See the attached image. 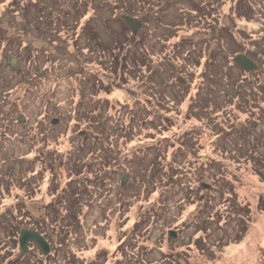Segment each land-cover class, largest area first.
Masks as SVG:
<instances>
[{"label":"rangeland","instance_id":"1","mask_svg":"<svg viewBox=\"0 0 264 264\" xmlns=\"http://www.w3.org/2000/svg\"><path fill=\"white\" fill-rule=\"evenodd\" d=\"M92 1H95L96 4L97 0H0V156L2 154L9 156L8 163L11 166H16L17 169L23 160H28L30 163L32 159L36 158L33 162V169L39 171L42 169V165L38 161H42L43 157L45 158V156L52 153L53 156H57L60 163L63 162L64 158L69 160L68 158H73L80 149L78 146L82 147V142H79V144L76 142L77 140H83V137L79 136V132L85 131V135L94 138L99 129H103L106 136L109 134L108 139L121 140L114 144L118 151L117 154L113 153L119 156L122 162L129 154L139 148L143 149V147L156 141L159 144L160 140L165 141L163 145L169 142L166 143L167 158L163 162L165 163V170L168 167L171 173H166L161 169L158 176H163L160 179L163 183L158 184L156 191L152 192L149 189L150 192L147 194L148 189L144 187L143 178L148 179L141 170L142 164L137 159L132 164V168L133 166L136 168L134 172L129 167L131 164L126 163L127 168H123L122 173L130 172L128 182L131 181L129 185H133L132 189L136 187L134 181H137L138 178H141L139 180L143 184L140 183L141 187H136L135 190H127L125 187L128 184L125 186L121 184L126 192L120 194V174H116L113 182H111L113 189L108 191L103 200L98 198L96 205L95 203L94 206L92 205L93 207L83 218L85 223L81 226L83 228L80 229L82 232L80 242L73 243V241H70L69 251L71 250L72 253L77 254L79 262L82 261L83 264L90 263L94 259L99 261L98 264H156V261H164L166 256H170L169 260L178 258L180 264H264V173H260L261 167H258L259 164L256 160L251 159L249 155L246 154L247 160H240L235 157L234 153H224L222 145L224 146L226 140H223V135L219 131L217 133L215 129H212L215 121L219 122L218 125L222 124L236 130L231 131L230 134L237 131L240 133V130H244L248 135L249 128L247 127H251L252 130L249 129V132L252 133L250 142H245L246 139L243 137L237 138L236 143H239V148L236 147V151L242 149L241 147L253 146V155L264 159V147H259L256 142V139L264 134V111L259 113L257 117L253 113L259 102H254V100L263 98L261 100L263 102L259 103V107H264V96H262L261 90L263 87L261 84H264V57L259 59L261 66L251 57L258 65L256 71V73L258 71L260 73L258 79L245 73V71L232 67V74L228 77L229 80L227 82L223 80L222 82L228 84L233 92L236 91L237 83H242L247 87L242 90L247 96L251 97L248 96L250 104H255L250 112H248L246 97L240 96L237 99V101L242 100L243 103L240 104L236 101L237 106L236 104L229 106L231 100L226 102L223 93H219L215 96L219 99L220 105L223 106V113L209 115V118L207 116L200 117V119L188 118L185 120V125L181 121L184 119L183 112L187 110L188 105L186 102H183V104L176 102L175 110H178V113L172 112L176 126L173 134H168L170 140H167L152 133L151 130L148 131V128L145 130L140 129L136 107L131 104L127 105L135 98L132 94H135L136 79H128L127 83H122L112 76L109 77L113 87L111 85L108 87L112 91L109 96L112 99L110 106L106 105L108 109L93 112L94 109L90 108L92 100L87 98H83L86 106L84 109L79 107L74 109L76 104L82 100V97L77 92V88L80 87H77L75 81H72L71 84L64 79L67 69L74 73L84 72L83 67L92 68L94 64L84 65L83 60L80 59L81 56L77 58V55L74 54L75 51L70 46V39H68V35L71 33L69 30L73 28L63 26V19L67 20V25L73 26V20L79 14V10L81 9L83 12L85 7L92 5ZM101 2L103 5L101 8L95 6L97 9L96 18L102 14L109 18L110 16L113 18L114 15L121 16L123 14L122 12L113 14L112 10L114 9L109 10V6L114 7V0H100L99 3L101 4ZM231 2L232 0H229L225 3L224 21L219 24L216 31L219 35L218 41L211 40L209 47L219 49L220 46L224 58L231 59L233 62L235 56L245 53H243L238 43L226 38V35L223 34L222 25L228 29L234 28V31H240L244 36V41H239L244 42L246 48L255 50L254 41H259L264 37V11L256 14L252 20L234 21L232 16L227 19ZM261 5L263 6V3ZM257 9H259L258 6ZM106 10L109 11L106 12ZM111 24L114 25L115 22L112 21ZM120 25L121 23L117 21L113 28L120 29ZM41 26L43 29L54 33V38L58 37L57 40L54 41V38L48 39L47 34L43 36L39 29ZM102 31H104L103 28L97 30V36L102 38L103 42H106L105 36L107 34L105 35ZM190 34L186 32L184 27L173 28L171 33L175 43L181 42ZM203 36L196 35L194 39L199 40ZM8 41L14 42L16 45L13 46ZM58 41L64 42V45ZM53 42L56 43L52 44ZM202 45L203 42L201 41L200 46ZM25 46L31 56H27L26 52L23 53L22 49ZM62 48H64L63 52H61ZM176 48H178V44ZM183 49L187 52L189 47L185 46ZM48 54V62L43 61V56ZM198 54L199 51H196L190 55L198 57ZM159 56L162 57L161 54ZM14 57L17 60L16 68L11 66ZM61 59H64L65 62H60L58 74L57 72H51L52 76L48 74L43 77V70L53 68ZM51 60L54 62L58 60V62L50 63ZM220 65V71H229L222 67V63ZM95 68L98 71V65H95ZM175 68L177 69L175 79H186L187 76L190 77L187 75L188 72H195L193 68H191L193 72L188 68L179 66ZM163 76L165 79L164 84H167L169 79L165 78L167 75L164 74ZM154 79L157 81L159 78ZM217 82L219 83L218 86L221 87V82ZM138 83L139 87L143 88L140 81ZM187 83L180 84L185 86ZM177 89L181 93L183 92V88L177 87ZM50 99V105L47 106L48 102L46 101ZM118 101L126 105L123 104L122 106L117 103ZM113 103L118 104L119 107L122 106V109L124 107L125 112L120 113L114 109L112 110L111 104L113 105ZM53 105L57 106L55 111L52 109ZM224 106L226 107L224 108ZM132 107L133 109H131ZM130 111L134 113L131 115ZM210 112L207 114H210ZM20 116L25 120L18 124L17 121ZM54 118L59 119L57 125L52 124ZM142 122L144 124L145 120H142ZM97 125H101L100 128ZM122 126H124V129ZM194 126L198 128L197 135L192 140L187 138L184 141L185 137H182V132ZM125 130L130 133L125 135V138H121L119 134H124ZM112 134H118L119 138L111 137ZM182 141L191 145L186 147L187 149H179L185 152L183 153L185 155H181L180 151L179 154H175L173 151H176L182 145ZM170 144L171 147L168 149ZM89 145L88 142L87 146ZM155 150L157 151V149ZM2 159L3 157H0V166L4 165L1 163ZM149 159L150 156L146 157L145 161L150 163ZM215 160L218 164L224 166H220V174H217L216 170L212 168L213 165H210V162ZM42 163L46 166L49 165L47 159H43ZM49 167L55 170L62 179V184H64L69 177L67 170H64L55 162H53V166ZM86 176L87 174H83L80 178L84 179ZM100 177L103 178L104 174ZM226 177L229 178L232 189L223 185L228 182L227 179H224ZM50 178L51 175L47 173L41 185V193L35 196L34 201H37L36 204H40L42 201L46 204L53 199L50 194L46 193L50 183L48 179ZM177 178L179 179L174 183ZM164 183L166 186L173 183L171 189L167 190L168 194L163 193L166 192L163 191L164 188L162 187ZM203 185L209 188L205 189ZM15 189L20 192L22 188L18 185ZM14 194L0 200V213L4 211L16 212L15 203L17 199L14 198ZM163 203H165L163 217L159 216L157 218V216L156 219H153L150 216V219L142 220L138 226L136 225V229L132 232L135 222L146 210H155L157 215V212L162 211L160 205ZM26 204L24 210L30 214L29 216H32V221L41 222L44 210L38 209L34 203H28L27 201ZM234 204L238 205L239 208L246 206L249 211L248 215L244 214V211L241 214L238 213V215H244L243 217L246 220L244 229L237 224L241 220L240 218L230 221L228 226L224 224L223 218L226 217L228 212L235 211L237 216V211L241 210H233ZM151 206H153L152 210L150 209ZM24 217L25 223L23 221L21 225L30 226L31 223H26L28 220L26 214ZM228 217H231V215ZM45 225L48 236L56 241L58 231H53V226L47 220ZM222 225H224L223 230H221ZM170 230L177 232L176 239L169 236L168 232ZM129 233L137 236L136 244L134 241L133 244H130L129 240L126 241V246L132 248L131 252L133 253H129V251L126 253L124 249L119 251V242ZM2 245L1 243L0 246ZM9 245L10 243H7L4 246L7 252L17 254L19 248L17 247V249L11 251L13 248H9ZM36 260H39L38 255ZM165 262L170 264L169 261Z\"/></svg>","mask_w":264,"mask_h":264},{"label":"trees","instance_id":"2","mask_svg":"<svg viewBox=\"0 0 264 264\" xmlns=\"http://www.w3.org/2000/svg\"><path fill=\"white\" fill-rule=\"evenodd\" d=\"M114 1V7L112 8L109 6V10L114 9L112 10L113 14H117L116 12H122L123 14H121V16L114 15L113 18H111V16L109 18L102 14L100 17L96 18L97 9L95 8V6H100V8L103 6L102 2L100 4V0H97L96 4L95 1H92V5H88L87 7H85L83 12L81 11V9L79 10V14L73 20V26L67 25V20L63 19V26H69V28H73L69 30V32L71 31V33L68 35L69 38H67L70 39L69 44L75 51L74 54L77 55V58L81 56L80 59L83 60L84 65L94 64L92 65V68L83 67L82 70L84 69V72L74 73L71 72L70 69H67L66 77L64 79H66L71 84L72 81H75L77 87H80H76L77 92L82 97V100L76 104L74 109H76V107H79L80 109H84L86 107L83 98L92 100L90 108L94 109L93 112L108 109L106 105L110 106V101H112V99L109 97L112 91L108 88L110 85L111 87H113V85L109 81V77L112 76L115 80H119L122 83H127L128 79H136L137 85L134 92L135 94H132L135 98H133L134 100L128 102L127 105L131 104L132 106L136 107L138 111L137 116H139L137 118V121L140 124V129L145 130L148 128V131L151 130L152 133L160 135L167 140H170V136H168V134H173V130L176 126L174 124V117L172 116V112L178 113V110H175L176 102H180V104L186 102V104L188 105L187 110L183 112L184 119L183 121H181L184 122L185 125V120H187L188 118L200 119V117L203 118V116H207L209 118V115L223 113V106L220 105L219 99L215 96L219 93H223L224 97L226 98V102L228 100H231L229 102V106L235 105V102L240 98V96L246 97L248 103L246 101L245 102L248 107V112H250L255 104H250V100L248 99L249 95L247 96L242 90L246 86L242 83H237L235 87L236 91L233 92L231 91V88L228 84L222 83L223 80H226V82L227 80H229L228 77H230L232 74V67H236L240 71H243V69L237 64L233 63L231 59H228L226 57L224 58V55H222L223 60L220 63H216L215 61L211 62L209 60L203 62V60L201 59H192L190 55L191 53H187L184 51L183 48L185 47V44L183 43V41L178 43H175V41H173L174 37L171 35L172 29L176 28L177 25H174V22L170 18V11L168 10V7L165 6L162 9L157 10L156 7L158 4V0ZM226 2H229V0H221L220 4L213 7V3L209 4V6H207L208 10L205 13L201 12L204 11L203 5L201 6L200 4H198L194 8L200 10L201 15L207 14L210 18H212L213 20L216 19L215 21L221 24L224 21L223 15ZM262 3L263 6L261 5ZM257 6L259 7V9H257ZM109 10H106V12H108ZM220 10L221 14H219ZM262 11H264V0H232L229 7V14L227 16V19H229V16H232L234 21H239L241 19L249 21L252 20L256 14H259V12ZM136 13L137 15H135ZM122 15H130L136 17L140 15L144 18L145 22L147 23L148 29L147 33L143 34L142 41L138 42L137 38L129 31L125 21L122 19ZM112 21H114L115 24L117 23V21H119L121 23V28H113L115 24L112 25ZM181 27L182 26H180L179 28ZM101 28H103L104 30L102 32L105 35L107 34V36H105L106 42H103L101 40L102 38H99L97 36V30H101ZM39 29L43 36L47 34L48 39L54 38V33L43 29L42 26ZM113 29L118 33H116ZM222 29H224V31H222L223 34L226 35V38H230L233 42L238 43L243 53L248 55L250 58L253 57L256 63L260 65L259 63L261 62L259 61V59L260 57H264V37H262V39H260L259 41H254L255 50H250L245 47L244 42L239 41H244V36L240 31H234V28L228 29L223 25ZM186 32L191 33V31L187 29ZM62 33L64 34V32ZM108 33H110V35H108ZM147 37L153 38L155 42H151L150 45L146 44L145 40ZM57 38H54V41H56ZM9 42L10 41H8V43ZM58 42L61 43L62 41ZM54 43L56 42H53L52 44ZM10 44H13V46L16 45V43L14 42H10ZM62 44L64 45V42H62ZM177 44L178 48H176ZM26 46L22 49V51L23 53L26 52L27 56H31L29 50H26ZM63 49L64 48L61 49V52H63ZM191 51L195 52L196 50ZM160 54L162 55V57L159 56ZM16 58L19 60L17 56ZM48 58L49 54L44 55L43 61H47ZM56 62H58V60ZM56 62L51 60L50 63ZM60 62L65 61L64 59H61L53 68H45L43 70V77H46L48 74L52 76L51 74L55 72H57L58 74V69L61 64ZM221 63L223 65L222 67L229 71H220ZM95 65H98V71L96 70ZM176 66L188 68L192 72L193 69L195 70L194 73L188 72L187 75H189L190 77L187 76L186 78L188 81L187 85H181L177 81V79L174 78L175 72L177 70L175 68ZM163 72H166L167 77L165 78L169 79L167 84H164L165 79L163 76ZM219 75L221 76L219 77ZM249 75L255 76L256 79L260 77L259 71L257 73L254 72ZM156 77L159 78L157 81H155L154 79ZM138 81H140L141 85H143V88L139 87ZM217 81L221 82V87L218 86L219 83ZM261 85H263L261 90L262 96H264V84ZM177 87L183 88V92L181 93L180 91H178ZM261 100H263V98L254 100V102L259 101L258 107H255L257 109L253 112L256 117L259 116V113L264 111V107H259V103L263 102ZM49 101H51V99L46 101L48 102L46 104L47 106L50 105ZM238 101L237 103H243L242 100ZM117 103L122 106L124 104L123 102L121 103L119 101ZM55 106L56 105L52 106L53 110L57 108V106ZM122 106L119 107L118 104L113 103V105L111 104V109L116 110V112L119 111L120 113L125 112L123 110L124 107L122 109ZM225 107L226 106H224V108ZM131 109H133V107ZM208 112H210V114H207ZM133 113V111H130L131 115ZM142 120H145L144 124ZM17 122L18 124L22 123L21 116ZM207 122L209 123V121ZM218 123L219 122L215 121L212 129H215L217 133L219 131V133L223 135V140H226V142L224 143L225 147L222 145V150L224 151V153H234L235 157L240 160H247L246 154L249 155L251 159H254V161L256 160L257 164H259L258 167H261L260 173L263 174L264 159L255 157L253 155V146L246 148L241 147L242 149L236 151V147L239 148V143H236L237 138L243 137L246 139L244 140L245 142H250V135H252V133L249 132V129L252 130V128L247 127L249 128L248 135H246V132L244 130H240V133H238L237 131L234 134H230L231 131L236 130L231 129L230 127L223 126L222 124L218 125ZM145 124L149 125L146 126ZM97 127L100 128V125H97ZM122 127L124 129V126ZM125 127L127 129V126ZM197 131L198 128L195 126L183 131L182 137H185L184 141H186L187 138L188 140L194 139L193 137L197 135ZM129 133V131L125 130L124 134L120 133L119 135H121V138H125V135H129ZM119 135L112 134L111 137L119 138ZM108 136L103 133V129H99V132L94 138L90 137V140L88 141H85L84 138L83 140H77V144H79V142H82V147L78 146L80 149H78L73 158H68L69 160H66V158H64L62 163H60L59 159L57 160V156H53L54 154L52 153L45 156V158L43 157L42 161L43 159H47L49 165L46 166L42 163V161L39 160L38 162L42 165V169L39 171H34L33 169V162L36 158L32 159L30 163L28 160H23L22 164L16 163L19 164L17 169L16 166H11V164L8 163L9 156H5L1 153L2 155L0 157H3L1 163H3L4 165L0 166V200L7 196H12V194L15 193L13 196L17 199V201L15 203V213L7 211L0 213V244H3L2 246H0V264H48V262L49 264H83L84 262H79L77 254L72 253L71 250L69 251V242H80V238L82 235L80 229L83 228L81 226H83V223H85V220L83 218L94 206V203L96 205V203L98 202L96 200H98V198L100 200H103V198L106 197L108 191L113 189V184H111V182H113L116 174H120V194L125 193L126 189L135 190L136 187L140 188L141 184L143 183L145 189H148L147 194H149L151 190L152 192L156 191V187L159 183H163L160 180L163 176H158L161 169L166 173H171L170 168L166 167L167 169L165 170V163L163 162L164 159L167 158L166 143L169 142H166L163 145L165 141L160 140L159 144H157L156 141L151 145L143 147V149L139 148L129 154V156H127V158H130H125V160L122 162L120 160V157L115 155V153L117 154L118 151L114 146L117 141L120 142L121 140H110L108 139ZM263 138L264 134L256 139L257 145L259 147H264ZM184 141H182L181 143L182 145L184 144V146L180 145L176 151H173L175 154H179V149H187L186 147H189L191 145L185 143ZM88 142L90 143L89 146H87ZM170 147L171 144L168 146V149ZM155 149H157V151ZM180 153L182 155L185 152L181 150ZM244 154L246 157L244 156ZM148 156H150V163H147L145 161L146 157L148 158ZM136 159L140 164H142L141 170L148 180L143 178V183H141L139 180L141 178H138L137 181H134L136 186L134 189H132L133 185H129L131 181L127 183L128 185L125 187L126 189L122 188V178L126 174L130 175V172L127 171L125 173H122L123 168H127L126 163L131 164L129 165V167L132 168V164ZM53 162L60 165V167L64 170H67V175L69 177L64 184H62V179L57 175L55 170L49 167L53 166ZM210 165L214 166L212 168L216 170L217 174L221 173L220 166L224 167L223 164H218L216 160L211 161ZM134 169L136 168H134L133 166V172L135 171ZM47 173L51 175V178L48 179L50 183L46 189V193L50 194L53 199L46 204H44L43 201L42 203L40 202V204H36L35 202L37 201H34L35 196L41 193V185L44 182ZM83 174H87V176L84 179H81L80 177ZM102 174H104L103 178L100 177ZM178 179L179 178L175 179L174 183ZM224 179H227L228 182L227 184L223 185L225 187L227 186L229 189H232L230 186L231 184H229V178L226 177ZM18 185L22 188L20 192H18L19 190L15 189L18 187ZM172 185L173 183L170 184V186H166V184L164 183L162 187L164 188L163 191L166 192L163 193L168 194L169 192H167V190L171 189ZM27 201L28 203L30 202L37 205L38 209L44 210L42 218L43 220L41 222L32 221V216H29L30 214L24 210L27 206ZM160 207H162L160 209L162 211L157 212V215L155 214V210H152L153 206H151L150 208L152 211L146 210L145 213L139 218V222H135L132 228V232L136 229V225L138 226L139 223L142 222V220L146 221V219H150V216H152L153 219H156L157 216V218H159V216L163 217L165 213V203L160 205ZM235 209L241 210H239V212L237 211V216L235 215V211L228 212L225 218L222 217L224 220V224L228 226L230 224V221L238 220L237 218H240L241 220L238 221L237 224L239 227L244 229L243 227L244 225H246V220L243 217L244 215H238V213L241 214V212L244 211V214L246 213L248 215L249 211L246 209V206L239 208L238 205L234 204L233 210ZM25 214L28 218L26 223H31L30 226L21 225L23 221L25 223ZM229 215H231V217H228ZM227 217L228 219L225 220ZM46 220L53 226V231H58V239L56 241L53 240L51 236H48L45 231ZM221 227V230H223L224 225H222ZM23 228L33 229L42 234L49 241L52 247V252L48 256H44L40 248L37 247V244L32 242L29 245V252L27 254L23 253L19 247L18 241L20 231ZM5 236L7 237L5 238ZM136 237V235L129 233L123 240L119 242V251L121 249H124L126 253H128V251L129 253H133L131 252L132 248L126 246V241L129 240L130 244H133L132 242L134 241V243L136 244ZM7 243H10L9 248H13L11 249V251L17 249L18 247V253L13 254L12 252L11 254L10 251L7 252V249L4 247ZM36 254L39 257L38 261L36 260ZM169 258L170 256H166L164 261H156V264H167L165 261H169L170 264H180L178 258H175V260H169ZM98 263L99 261L97 259H94L87 264Z\"/></svg>","mask_w":264,"mask_h":264},{"label":"flooded vegetation","instance_id":"3","mask_svg":"<svg viewBox=\"0 0 264 264\" xmlns=\"http://www.w3.org/2000/svg\"><path fill=\"white\" fill-rule=\"evenodd\" d=\"M220 2L221 0H169V1L158 0L156 9L160 10L165 6L168 7V10L170 11V18L172 19L173 22L176 21L174 22V25H177L178 28L182 26L186 28L187 30L191 31V34L189 35V37L183 39L182 41L186 47H189V49H187V53H191L192 55V53L194 52H192L191 50L199 51V54H198L199 56L198 57L191 56L192 59L194 60L201 59L203 60V62H205L206 60H209L211 62L215 61L216 63H220L223 60L222 52L220 51V46H219V49H214V48L211 49L209 47L211 40H215V42L216 40L218 41L219 35L217 34L216 31L218 29L219 23L215 21L216 19L213 20L207 14L201 15V12L202 13L207 12L208 10L207 6H209V4L213 3L212 4V7H213V6L220 4ZM198 4H200L201 6L202 5L204 6L203 7L204 11L200 12V10L194 8ZM219 14H221V10L219 11ZM131 17H135L139 19L143 24L142 28L138 30L137 35H134L129 29V27L127 25L126 26L129 29V31L137 38L138 42L142 41L143 34L147 33V29H148L147 23L145 22L144 18L140 15L137 17L136 16H131ZM196 35H204L203 36L204 38L202 37V39L200 38L201 40L200 39L195 40L194 38L196 37ZM153 41L155 42V40H153V38L151 37H147L145 40L146 44L148 45H150V43ZM201 41L203 42L202 46H200ZM252 73L254 72H251V74ZM163 74L166 75V72H164ZM182 79L184 80L185 83L188 82L187 79L185 78H182ZM177 80L179 81V78H177ZM49 104H50V101H49ZM54 110H56V108ZM85 137H88V139L86 140L88 141L89 136L85 135Z\"/></svg>","mask_w":264,"mask_h":264},{"label":"water","instance_id":"4","mask_svg":"<svg viewBox=\"0 0 264 264\" xmlns=\"http://www.w3.org/2000/svg\"><path fill=\"white\" fill-rule=\"evenodd\" d=\"M165 1H169V0H165ZM122 19L125 21L126 25L129 27V29L131 30V32L134 35H137L138 30L141 29L143 26L142 22L135 17L123 15ZM233 63L240 66L245 71V73H247V74H249L251 72H256L258 70V65L245 54H239V55L235 56L233 59ZM16 65H17V60H16V58H13L12 62H11L12 68H16ZM179 82H181L183 84L185 83L182 78H179ZM226 91H227V88H226ZM24 120H25V118L22 117L21 122H24ZM58 123H59L58 118H54L52 120L53 125H57ZM85 134H86L85 131L79 132V136H81V137H84ZM87 139H88V137L84 138L85 141ZM128 180H129V174H126L122 178L121 184L123 186H125L128 183ZM203 187L205 189L209 188L206 185H203ZM204 224H205V222H204ZM168 234L171 238H174V239L177 238V232H175L173 230H170L168 232ZM18 241H19L20 249L25 254H27L29 252V245L32 242L37 244V246L40 248V250L42 251L44 256H48L51 253V245H50L49 241L36 230L22 229L20 231Z\"/></svg>","mask_w":264,"mask_h":264}]
</instances>
